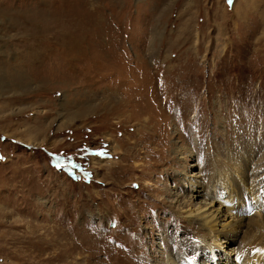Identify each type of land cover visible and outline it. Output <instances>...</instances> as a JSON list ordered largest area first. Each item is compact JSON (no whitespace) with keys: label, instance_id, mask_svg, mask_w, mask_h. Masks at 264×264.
Listing matches in <instances>:
<instances>
[{"label":"rangeland","instance_id":"rangeland-1","mask_svg":"<svg viewBox=\"0 0 264 264\" xmlns=\"http://www.w3.org/2000/svg\"><path fill=\"white\" fill-rule=\"evenodd\" d=\"M0 82V264L264 246L220 183L264 192V0H0ZM210 214L245 226L210 244Z\"/></svg>","mask_w":264,"mask_h":264},{"label":"bare ground","instance_id":"bare-ground-1","mask_svg":"<svg viewBox=\"0 0 264 264\" xmlns=\"http://www.w3.org/2000/svg\"><path fill=\"white\" fill-rule=\"evenodd\" d=\"M5 76H10V75H5ZM15 87H17V86L15 85ZM244 173H245L244 171H239V169L236 168V171H235V178L236 179H233L231 177V175H230V177L226 178L225 180H222V182H220V183L224 187H226L225 191H223V192L225 193V196L227 197V199H230L235 204H237V206L240 207L241 202H240L239 196H238L237 193H235L237 185H233V184H234L235 180H241L242 191H245V192L248 191L247 194L251 198V201H250L249 204L254 209V211H252L253 212V216H252L253 218L250 217L248 219H249V221H252V223L255 226H263V225H261V223L264 222V205L263 204L261 205V203L264 202V199H262L263 196H264V192L260 191L258 193V189L254 190V187H255L256 184L251 185V187L248 189L246 187L247 181L244 180L245 177H242L240 175V174L245 175ZM232 185H233V187H231ZM252 200H253V202H252ZM257 200L259 201V204H254L253 205V203H255ZM226 211H227L226 212L227 216H230V218H231L233 215L229 214L230 212L228 211V209H226ZM242 211H243L242 213H244V209ZM224 216H225V213H224ZM216 217L217 216L214 217L213 214H210L208 219H206L205 222L203 223V227L208 231L209 235H211L210 240H208V241H210V244H217V243L222 244V243H224V240L227 241V239H229V236H232L233 238H235L238 234H240L241 228L243 226H245V224L243 225V220H245V218H241L240 220L236 219L237 220L236 222L234 221L235 219L232 218L231 222H229V223H227L225 225H220L219 222H216V219H217ZM218 225H220L221 228L217 227ZM202 240H203L204 243H206L207 242V237H203ZM250 243H251L250 240H248L246 238L243 240V242H242V244H241V246L239 248V251H237V253L235 252V254L237 255V257H235L236 258L235 259L236 263L237 264H264V261H259L258 260L260 258V256L262 254H264V246H262V245L257 246L255 244L254 245H250ZM209 247H212V245H209ZM246 249L247 250L252 249V250H256V251L253 252L252 255H250L249 253L245 254V250ZM250 257H252V259ZM171 263L173 264L174 262L171 261Z\"/></svg>","mask_w":264,"mask_h":264}]
</instances>
